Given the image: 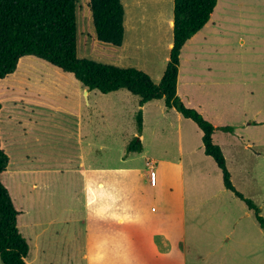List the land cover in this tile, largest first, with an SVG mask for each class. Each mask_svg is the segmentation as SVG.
Segmentation results:
<instances>
[{
	"label": "rangeland",
	"instance_id": "rangeland-1",
	"mask_svg": "<svg viewBox=\"0 0 264 264\" xmlns=\"http://www.w3.org/2000/svg\"><path fill=\"white\" fill-rule=\"evenodd\" d=\"M89 4L90 0H79L78 57L109 64L117 62L112 58L114 51L110 48L113 47L101 44L95 37ZM148 8L147 12L139 10L138 14L147 15L150 20ZM166 8L167 14L169 10L173 14L174 7L171 9L167 4ZM213 14L211 30H206L200 49L187 67L191 68V63L197 61L192 68L200 70V76L196 77L204 83L195 87L200 96L191 100L194 104L200 100L205 103L203 114L212 122L181 101L213 125L234 128L233 132L216 128L213 140L224 153L236 190L252 200L264 218V0H218ZM155 22L147 26L152 28L144 35L141 31L147 28L143 27H136L138 33L136 29L133 31L134 38L128 34L127 59L118 66L141 68L158 83L168 64L165 56L172 36ZM212 26L215 27L212 29ZM208 68L211 76L204 74ZM84 89L73 75L34 57L23 58L13 75L0 81V140L10 158L2 182L19 213L23 207L30 209L28 214L18 216L19 231L30 246L27 264H85L84 220L93 219L99 229L100 216L95 211L88 214L84 207L82 177L53 174L58 163L66 160L65 164L69 165L67 157L80 148L78 139L82 136L84 141L91 129L94 157L97 153L102 158L94 159L93 163L102 162L108 168H116L123 166L122 143L130 144L140 138L136 125L139 110L130 117L125 114L126 104H122L124 113L114 112L111 101L107 102L100 92L95 90L91 97H86L87 89ZM202 90L206 91L200 93ZM157 107L151 106L146 112V145L157 155L183 163L187 189H207V193L196 194L201 203L195 214L191 212L193 198H188L187 219L190 226L194 223L196 236L189 238L188 231L185 250L181 243L178 249L185 253L189 264H264V229L255 212L224 187L221 171L204 153L201 131L182 114V121L176 119L173 114L176 112L163 117ZM106 110L110 114L104 119ZM157 118L160 123L155 121ZM106 144L108 150H101ZM141 163L144 165L143 160ZM37 184L43 189H36ZM124 185L133 186L132 183ZM124 185L120 184L128 189ZM140 186L145 187V182ZM121 193L112 195H116L115 201L120 196L125 198L129 208L123 214L125 230L129 233L128 218L133 215L132 219H139L142 213L139 202L140 206L130 209L135 204L132 198L140 195ZM111 220L112 217L110 224ZM49 221L54 223L44 230L42 226L39 228L41 223ZM93 239L97 240H94L95 249L100 253L105 241L99 234ZM180 253L175 259L177 263L173 260L172 264H182ZM142 258L150 257L143 253ZM108 259L112 264H120L112 257ZM0 264H3L1 259ZM122 264L138 262L130 255Z\"/></svg>",
	"mask_w": 264,
	"mask_h": 264
},
{
	"label": "crops",
	"instance_id": "crops-1",
	"mask_svg": "<svg viewBox=\"0 0 264 264\" xmlns=\"http://www.w3.org/2000/svg\"><path fill=\"white\" fill-rule=\"evenodd\" d=\"M122 2L126 10V39L121 48H110V50L114 51V56L112 58H114V61L118 60L111 64L116 66L121 65L122 60L124 61L127 59L126 43L128 40V34L134 38L135 36H132L133 31L136 29L138 33L136 27L147 28L148 25L153 24V21H156L155 25L158 24L159 26H164L169 34L171 33L173 38V14L170 10V14H167L166 7L167 4H170L171 9H173L174 0H155L153 3L152 0H122ZM149 3H151V6L148 8ZM155 6L157 7L156 9ZM146 8H148L150 20H148L147 15L141 17L138 14L139 10H145L147 12ZM213 15L214 14H212V16ZM210 23L211 19L200 32L188 40L184 45L180 55L177 83V95L180 96L186 106L197 109L201 114L205 112V103L200 100L194 104L191 98L200 96L195 87H199L200 85L198 84L200 83L203 85L204 80L196 77V75L200 76V70L192 68L197 61L191 63V68L187 69V67L188 61L195 52L200 49V41H202L207 35L206 33L208 32H206V30L209 28ZM214 27L215 26H212L211 28L213 29ZM151 28L152 27H149L146 30L141 31L142 34L144 35L145 32H150ZM208 30L211 29L209 28ZM143 41H145V37H143ZM171 45L172 43H169L168 54L165 56V62L167 63L169 61ZM188 52L189 55H187ZM196 57H199V55H196ZM208 69L204 71V74L211 76L212 71ZM164 71H162L163 73H161V76L158 79L162 78ZM205 91L206 90H202L200 93ZM84 95L86 97H91L93 91L89 92L86 90ZM102 95L107 102L108 100L111 101V109L114 112L124 113V110L120 107L122 104H126L127 107L125 109V114H129L130 117L137 113L138 110H142L143 131L139 139L142 142L143 149L140 153H127L126 148L129 143L125 141L124 144L122 143L123 151L124 153L126 152L125 155L123 153L121 156V163L123 166L108 168V166L103 165L102 162L99 165H95L93 163L94 159L102 158L98 157L97 153L94 157L93 136L92 130L90 129V132H88V134L86 133L84 141L82 136L78 139L80 146L79 150L75 151L70 157H67L69 165L65 164L66 160L55 165L53 174H60L61 176L67 174L76 178H83V191L85 194L84 207L85 209H88V214L95 211L98 213L97 216H100V219L98 220L100 223L99 229L93 219L87 218L84 220V223L86 221V243L83 252V260H85V264H112L111 259H108V257H112L113 259H116L115 261L122 264L124 261H127L130 255L136 259L138 264H172L173 260L175 261L179 256H177L178 251L181 252L180 255L183 257L182 264H189L185 253L182 252L181 249H178V243H181L185 250L188 231L190 235L189 238H194L196 236L194 223L190 226L187 219V202L188 198H193L194 206L191 208V212L195 214L197 210L196 208L200 206L201 203V201L198 203L196 194L197 192L207 193V189L206 187L200 189H187L184 181L183 163L178 160L167 159L164 156L151 152L146 145L145 136L146 112L149 107L159 106L157 108L160 110V114L163 117H167L170 113L176 112L173 114L179 121L183 120L181 114L174 108H168L164 100H154L148 102L143 107H140V98L127 90H119L117 92ZM91 106L92 103H89L90 108ZM108 114H110V110H106L102 118L105 119V116ZM203 116L212 122V120L208 118L209 116L206 117L205 114H203ZM91 118L92 117L90 116V121L92 120ZM155 121L160 123L158 118ZM216 124L218 125V123ZM216 124L214 126L220 129L221 126H217ZM199 131L201 130L199 129ZM179 134H181V129L179 130ZM101 147V150H108L107 144L106 146L102 145ZM180 149L182 150V146ZM141 160H143L144 165H142ZM44 169L45 168H43L40 173H42ZM152 171L156 173V185L151 184L150 173ZM143 182H145V187L140 186ZM127 183H132L133 186L126 187L124 184ZM120 184H123L128 189H124ZM34 187L36 189H43L39 184ZM123 191L140 195L132 198L135 201V204H133L130 209L141 205L140 210L142 213L139 219H132L133 215L128 218L127 226H129V233L125 230L126 222L123 214L124 209L129 208L126 207L125 198L122 199L120 196L115 201L116 195H112L119 194ZM122 194L123 193H121V195ZM125 197H128L127 193ZM98 210L99 212H97ZM29 211V208L23 207L20 214H28ZM133 212L134 210L132 211V214ZM110 217H112L111 224L109 221ZM56 222L58 221H55V223ZM53 223V221L43 224L41 223L39 228L42 226L44 230L47 226H50ZM35 226L38 227V223H36ZM29 228L30 231H33L32 226ZM97 231H99V233H97ZM41 233L42 231L40 234ZM40 234L38 233L37 236L39 237ZM97 234H99V237L105 241L102 246L103 251L101 250L100 253L96 252L95 241L97 240L93 239ZM40 249L43 251L44 247L41 246ZM75 251L74 246V255ZM143 253H145V257L150 258L143 259ZM42 257H45V254ZM151 257L154 258L152 259Z\"/></svg>",
	"mask_w": 264,
	"mask_h": 264
},
{
	"label": "trees",
	"instance_id": "trees-1",
	"mask_svg": "<svg viewBox=\"0 0 264 264\" xmlns=\"http://www.w3.org/2000/svg\"><path fill=\"white\" fill-rule=\"evenodd\" d=\"M218 0H174L173 38L169 61L160 82L137 69L78 57L79 0H0V81L13 75L20 61L34 57L65 74L73 75L89 92L110 94L127 90L140 98V107L154 100H164L192 120L202 131L205 154L211 157L223 176L224 187L255 212L264 229V218L252 200L246 199L232 183L226 159L213 140L216 127L197 110L187 108L177 95L180 55L184 45L210 21ZM95 37L101 44L121 48L126 39V10L122 0H90ZM0 101V110L2 108ZM137 133L143 131V112L136 115ZM233 132V127H221ZM142 142L135 138L127 152H142ZM9 156L0 140V259L3 264H27L30 246L18 228L19 211L2 182Z\"/></svg>",
	"mask_w": 264,
	"mask_h": 264
},
{
	"label": "built area",
	"instance_id": "built-area-1",
	"mask_svg": "<svg viewBox=\"0 0 264 264\" xmlns=\"http://www.w3.org/2000/svg\"><path fill=\"white\" fill-rule=\"evenodd\" d=\"M150 180L152 185H156V173L154 171L150 173Z\"/></svg>",
	"mask_w": 264,
	"mask_h": 264
}]
</instances>
